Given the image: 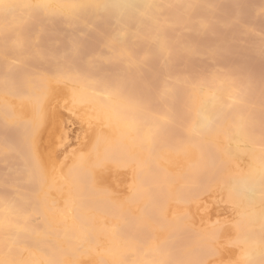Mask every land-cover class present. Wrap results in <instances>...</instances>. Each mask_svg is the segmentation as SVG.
I'll return each instance as SVG.
<instances>
[{"label":"bare ground","instance_id":"obj_1","mask_svg":"<svg viewBox=\"0 0 264 264\" xmlns=\"http://www.w3.org/2000/svg\"><path fill=\"white\" fill-rule=\"evenodd\" d=\"M236 1L0 0V64L8 72L0 76V120L8 124L14 119L17 132H29L27 146L35 152L57 117L54 107H43L44 101L67 94L71 96L70 115L86 130L88 141L83 148L86 155L80 149L65 171L51 164L45 177L39 178L38 189L31 190L34 205L41 208L38 221L34 222L31 211L22 219L15 218V204L0 190V264H208L210 256L221 259L220 246L206 252L194 248L199 243L210 246L211 241L225 242L237 253L236 258L230 250L236 260L224 264H264V109L257 106L260 95L251 104L244 100L243 87L253 78L238 76L233 71L235 60L231 65L221 58L227 54L223 51L232 50V54L242 46L223 50L230 37L219 31L235 20L229 5ZM195 8L203 9V14H195L199 18L193 17ZM261 11L262 6L252 14ZM87 20L108 24L110 33L119 39L114 46L133 49L136 68L161 85L152 86L145 97L141 96L145 86L127 77L93 78L85 68L63 73L58 64L54 66L61 72L56 78L35 73L33 60L66 59V54L54 51L50 44L44 48L38 44L41 35H55L50 25L57 21L61 29L57 35L63 37L74 27L84 29ZM248 21H235L239 31L235 30H248ZM184 30L209 35L205 37L208 43L218 35L227 38H219L221 46L218 39L215 43L223 50L217 48L221 51L218 60L229 65L217 71L221 65L213 64L214 71L211 66L207 73L199 71L191 49L198 38L181 40L179 34ZM226 31L233 33L230 28ZM248 43L244 50L251 46ZM205 45L202 52L212 46ZM111 52L108 62L128 53ZM250 53L239 61L247 55L250 58ZM229 55L226 58H234ZM17 70L23 73L16 78ZM170 74L175 75L169 89L165 77ZM13 80L25 84L26 91L9 93L7 86ZM57 84H63L58 92L54 90ZM177 89L186 93L181 111L164 108L160 100ZM180 94L173 99L179 100ZM6 149L0 144V158ZM28 166L31 170L40 166L42 172L46 169L36 157ZM242 177L251 181L249 195H237L235 181ZM21 183L20 179L10 181L13 187ZM199 185L203 192L220 194L218 211L227 214L230 223L213 228L205 223L206 229L196 225L202 218L193 196ZM50 189L59 195L47 197ZM173 239L181 241L176 253L164 248Z\"/></svg>","mask_w":264,"mask_h":264},{"label":"rangeland","instance_id":"obj_2","mask_svg":"<svg viewBox=\"0 0 264 264\" xmlns=\"http://www.w3.org/2000/svg\"><path fill=\"white\" fill-rule=\"evenodd\" d=\"M237 1H236L237 5L239 4V6H237V9L241 11L242 8L240 6H243L244 7L243 11L237 12V9H235V6H234L236 5V2L234 4H230L229 6L234 9L228 6L230 9H232V11L229 9V12L231 11L230 12L231 15L233 11L235 12V13L233 12V17L235 16L234 17L235 20L231 23L230 22L225 23L226 26H228V28L224 26L225 24L219 27L223 29V30L219 29L221 33H223L222 31L226 32V33L224 32L225 35L223 37H226L227 35H229L227 37H230V38L227 39V38H222L221 35H218V36L219 38H222V40L227 39L226 42L229 44V46L226 45L225 49L223 50H226V48L233 49L234 47H238L239 45H242L243 47L239 46L238 48H234L236 50L235 52L236 54L238 53L240 54V52L243 51L241 53L242 55H245L246 53H248V51L249 53L251 51L252 55L251 53L249 55H251L252 57L250 56V58H247L248 57L247 55V57L244 56L246 59L242 60L244 62L245 60L247 61V59L248 60L251 59L250 62H248L249 65L248 64L247 66L243 65L244 67L242 68L243 62L241 63L239 60H241L243 56L241 55L242 57L241 56L239 57L241 59H238L239 54L236 55L234 53V49H233V53L235 54V56L233 53L232 54L230 53L232 52V50L229 52V50L227 49L228 52L232 56L229 55L227 50L226 51L221 50L219 46H221L222 41L219 38H214V36L213 37L211 36L212 39L214 38L213 41L209 42L212 45L211 46V45H208L209 40L206 39V38L209 39L210 37L209 35L208 36L206 35L207 37L205 36L206 37L205 38L204 34H201L200 36H196L193 30H184L182 31L183 33L181 32L182 35L179 34V36L181 40L184 39V41L187 40L186 39L187 37L189 39V37H192L194 35H195L194 37L198 38L197 41L195 42L196 44L193 47H191V49H193V51H195L196 53L194 58L197 60V62L196 60L195 61L193 60L194 58L192 60L194 61V63L196 62L195 66L196 64L197 65L199 64L198 68L196 67L199 71L206 70L205 73H207L211 71V69L212 71H214V69H216L215 68L216 65H221V67L219 68L217 67V71H219L221 70L220 68H222V65L225 64L226 66L224 65L223 67L225 68L229 65V62L231 64V62L235 60L236 65L233 71H235L238 76H242V75L248 76L249 75L250 77L253 78V82L251 84L243 87V89L246 91V94H245L246 96L244 97V100H246L247 102L249 101L251 104L252 103L251 101H253L254 99L253 97H255V95L256 96L260 95L261 100L257 104V106L261 109H264V44H263L264 42V0L263 2L262 0H251L253 3L248 2L249 0L242 1V2L245 1V3H242L241 0H237ZM246 2H248L249 4H247ZM257 2L259 6L257 5ZM246 4L250 6L252 4L251 7L253 9L250 6H247ZM222 5L225 7L226 3H223ZM222 5H219V7H222ZM254 6H255V9L257 7L261 9V6H262L263 12L261 11L262 13H260L259 15L255 13L252 14L255 11ZM224 7L222 8V10L224 9L223 11L228 10V9H225ZM195 9H197V11L200 10L202 12H196ZM195 9L192 10V14L194 15L196 13L203 14V9H200V8H195ZM194 10H195V13L193 12ZM194 15L193 17L198 16V14L195 16ZM199 17L200 15L198 16V18ZM241 19L247 20V21L249 20L248 22H251L250 23L251 25L249 28L251 29L252 27L254 31L252 29L250 31L248 28V30L245 29V30H241L240 32H238L239 30L235 26H236V22ZM250 19L253 21V23ZM50 27H52L53 29H56L57 31L61 30L59 29V24L57 23V21L53 22L50 25ZM229 28H230V31H233V33L232 32L228 33L226 31V30L229 31ZM235 28H237L238 31L235 30ZM109 29H110L109 25L105 24V22H103L100 25H97V24L95 25L94 22L87 20L86 26L84 29L81 30V29H78L77 27H74L66 31L68 34H66L63 37L58 36L56 30L55 31L53 30L55 32V35H54L55 37L54 36L47 37L46 35H41L40 40H38V44L40 45V48H44V46H49L50 44V47H52L54 51H59V52L66 54V59L64 58L62 59L61 57L57 58L56 56L55 57L52 56V58H47L45 61L42 59L33 60L34 62L32 63L34 64L33 66H34L35 73L37 74L47 73L50 77L56 78L59 72H61L59 69H57L54 66V64H58L59 65L58 67L62 70L63 73L73 68H79V69L85 68L89 70V75L93 78H99L100 76L102 77V75L119 76L122 78L127 77L129 79L136 80L138 81V83L140 82L141 85L145 86L146 89L143 92H141L142 93L141 96L146 97L149 94V89L152 88V86L161 85L160 82H157L155 79L147 78L143 73H141L136 68L137 66L136 61L134 60L135 51L132 52L133 49H127L126 46L124 45L119 48L116 47V44L114 46V43H116V41H119V39L116 34L115 35L111 34ZM219 31L216 32L215 37H217V34L220 33ZM249 33H251L252 37L250 36ZM233 34L234 36H236L235 38L233 37ZM254 35H256L257 37ZM231 37L233 39H231ZM253 38H256V39H253ZM215 39H218V42L216 43L219 44V46L215 43L216 41ZM107 40L111 41L113 44L109 43ZM248 42L251 43L252 47L251 46L247 47L248 50H246V48L244 50L243 48L247 46ZM205 43L208 46H211L210 48L208 47L210 49V53H208L209 51L206 50L208 49L207 47H205L204 48L205 51L202 52L203 51L202 49ZM250 43H248V46ZM218 47H219L218 50L223 51V53H227V54H224L226 55L225 57L224 56L222 57L220 56V57L223 58V60L224 58L225 60L227 59V61L229 62L223 64L225 60L224 61L218 60V58L221 59L220 57H218L220 54L219 52H221L217 50ZM240 47L242 48V50L240 49V52H239ZM143 48L148 49V46L143 47ZM112 49H116L124 53H127L125 51H128V53L127 54L123 53L124 55L120 57L119 60L114 59L108 62L107 57L112 55V52H111ZM213 49L215 52L212 51ZM211 51L213 53H211ZM244 52L245 54H243ZM228 55L230 57L234 56V58L233 59H231L230 57H229L230 59L226 58ZM238 61H239V64L241 65L240 67L241 69L239 68L240 65L237 64ZM235 62H232V64L234 65ZM121 63L125 64L124 67L121 65ZM201 63H203V65H205L207 69H204L205 67H201L200 66ZM246 63L247 62H244L245 65ZM213 64L214 65L216 64L215 67ZM207 65L208 67L211 66V69L210 67L208 68ZM192 69L186 68L184 70L191 71ZM180 70L184 71L183 69H180ZM184 72H180V74ZM20 73H23V70H17L15 72L16 78L21 76ZM176 73L177 75L179 74L178 71H176ZM7 74L8 72L5 71L4 67L1 65L0 66V76H7ZM170 75L171 76L165 77L167 80V82L165 83L167 85V88L169 87L171 88V84L173 83L172 77L175 74L174 75L170 74ZM185 75L187 74L185 73ZM14 80L8 83L7 90L9 91V93L25 92L26 91L25 84H22V83L18 84ZM121 84L123 83L120 82V86ZM61 89H63V84H57L54 90L58 92ZM192 89H193V86L189 87L186 93H189ZM181 91L183 92V94H180L181 95L180 99L179 100L173 99V95H175L176 93H182ZM186 93L183 90H179V89L173 90L170 96L162 98L160 102L164 105V108L171 106L174 108L176 107L177 110L181 111L183 107V103L185 101ZM70 102H71V96H68L67 94L64 96L57 97V100L55 101H47V100L44 101L43 107L45 108L54 107V109H56V112H57V117L51 129L47 133H45L40 139L39 144L36 146L35 152H30V149L27 146L28 135L30 137L29 132L28 134L17 132L14 119H12L8 124H5L3 121L0 120V144H4V146L7 147L6 149L7 151L5 152V157L0 158V190L3 189L7 193L5 195V198L8 200L10 204L11 203L15 204V206H13L14 207L13 216L15 218L22 219L23 214L28 213V211H31L30 213L31 214L33 213L32 218L34 217V222L40 219L41 208H38L34 205L33 199L36 200V198H32L30 196L31 190L38 189L37 182L39 178L45 177L46 171L48 170L49 167H51L50 166L51 164L54 167H56V169H58L59 167V170L62 169L63 171H65L70 165H72V161L78 155V151L80 149L85 148L84 145L88 143L87 137L85 136V134L87 133L86 130L80 127L77 120L74 117H72V115H70V110H69ZM176 120L177 119L174 118V122ZM26 150H27V153H26ZM79 152H81V154L83 155H86L87 149H83ZM33 157H36V159H42V163L43 165H45V168H46L44 172H42L41 170H38L40 166L34 170L30 169V167L28 166V162L30 164V161ZM13 179H20L22 182L21 185L14 186V187L11 186L10 181ZM203 191L204 189L199 185L193 195L195 199L194 204L197 205L202 215V218L197 221L196 225L200 228L206 229L204 227L205 223H207V225H210L212 228L221 223H224V224L230 223V220L226 219L227 214H223V213L221 214V212L218 211V209H220V207L222 206V203L220 200V194L219 193H206ZM56 193H57L56 190L50 189L47 191V197L56 198V195L57 196L59 195ZM42 199L43 198L39 197L40 201ZM19 234L21 233L19 232ZM25 243L28 244L29 242L25 241ZM210 243H211L210 246H205L204 243L195 244L196 247L194 248L196 252H204V251L206 252L209 247L211 248V246H215V245L218 247L220 246L219 248L222 252L221 259L216 260L215 258L210 256L208 258V264H224L227 261H232L234 259L236 260V258L238 257V255H236L237 253L232 252L230 247H227L226 245L227 243L219 242L215 244V242H212V241ZM180 246H181V241L179 239H173V240H170L168 243H166L164 245V248L170 250L172 253H176L178 249L180 248ZM230 250L236 256L232 254ZM233 255L236 258H234ZM177 260L181 261V258H176V261Z\"/></svg>","mask_w":264,"mask_h":264},{"label":"clouds","instance_id":"obj_3","mask_svg":"<svg viewBox=\"0 0 264 264\" xmlns=\"http://www.w3.org/2000/svg\"><path fill=\"white\" fill-rule=\"evenodd\" d=\"M236 192L239 196L249 195L251 193V181L248 178H238L235 181Z\"/></svg>","mask_w":264,"mask_h":264}]
</instances>
